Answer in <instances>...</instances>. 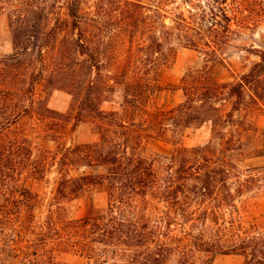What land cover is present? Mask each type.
Segmentation results:
<instances>
[{"label": "trees", "instance_id": "16d2710c", "mask_svg": "<svg viewBox=\"0 0 264 264\" xmlns=\"http://www.w3.org/2000/svg\"><path fill=\"white\" fill-rule=\"evenodd\" d=\"M119 2L120 15L105 21L116 33H98L82 0H0V16L8 14L13 31V58L38 61L57 81L78 76L77 123L90 121L98 135L95 142L69 144L63 131L50 133L58 148L36 157L32 139L13 127L37 108L44 121L52 111L44 99L28 102L4 91L0 63V264H69L64 253L82 258L79 264H168L175 255L178 264H213L218 254L264 264V215L248 218L249 200L264 195V166L242 169L237 162L264 156V48L244 47L256 57L248 71L233 72L228 81L214 75L232 43L255 35L264 3ZM179 46L204 53L206 65L174 84L164 75ZM39 75L45 79L43 70ZM34 85L21 89L23 98ZM164 90H181L182 101L157 105ZM4 93L12 96L5 114ZM115 93H121L119 108L104 109ZM205 126V141L183 145L188 129ZM150 138L172 141L176 150L145 157L139 150ZM54 166L61 176L39 223L43 199L22 176L42 178ZM94 166L107 171L71 174ZM90 186L106 193L108 206L65 218L66 201Z\"/></svg>", "mask_w": 264, "mask_h": 264}, {"label": "rangeland", "instance_id": "374dc122", "mask_svg": "<svg viewBox=\"0 0 264 264\" xmlns=\"http://www.w3.org/2000/svg\"><path fill=\"white\" fill-rule=\"evenodd\" d=\"M4 1H13L15 3L20 0ZM50 1L54 2L55 0ZM119 1L120 0H82V9L85 16L95 18L99 22V24L95 23L98 25V27L94 28L96 32L112 31L116 33L115 28L105 23V21L111 22L112 16L120 15V12L117 11V6L120 3ZM142 1L145 5L151 2V0ZM247 1L264 3V0ZM12 35L13 31L9 17L8 14L5 13L0 16V63L4 64V91L6 89H11L15 92H13L15 99L18 100L27 99V101L30 102L29 99L31 98L36 101L44 99L46 100L45 106L52 111V113H46L50 118L44 121V118L36 113V111L39 112V109H35V115L30 117V114H28L27 117H23L19 123L13 127V131L19 134L26 133L32 139L36 157L44 150L55 151L58 148V142L52 140V138L48 136L50 133L61 135L57 134V131H63V133H65L63 140L69 144L97 141L98 135L93 133L94 129L90 121H81L77 123L76 115L78 114L79 103L76 93L74 94L73 90L75 89L73 85H77L80 78H77L78 76L74 78V76L62 75V81H57L54 78H50L51 73L38 61L35 62L34 60V63L30 61L24 62L25 60L20 61L13 58L15 51ZM232 44L233 46L226 52L225 64H218L214 67V75L220 81H228L232 79L233 72L241 73L248 71L252 66L256 57L249 55L244 47L255 45L258 48H264V22L255 30L254 36L246 35ZM205 65L206 56L204 53L196 49L179 46L174 63L165 72V81L179 84L187 72L201 69ZM8 66L13 67L12 72L9 71ZM72 68L75 69L74 66ZM70 69L71 67H69L68 71L71 74ZM41 70L44 71L45 79L39 75ZM8 73H11V75H8ZM78 73H80V69ZM29 76L30 78H28ZM32 80L35 81L34 88L30 89L23 98L24 94L21 93V89L24 87L28 89ZM120 96L121 93L113 94V96H111L113 102H104L102 107L104 109H109L111 107L119 108L118 103L121 100ZM11 98L12 96H6L4 93V114L11 109L8 106ZM182 99L183 92L181 90H164L158 95L156 102L159 106H171L178 104ZM11 102L16 103V100ZM259 126L261 130L264 131V116L260 118ZM209 133L210 130L206 126L202 128H190L186 131L182 143L187 147L196 146L205 141L207 137H209ZM176 147L177 145L172 141L150 138L144 139L139 152L145 157L154 158L159 155H171L176 150ZM237 162L242 169L264 166V156L239 160ZM106 171L107 169L105 166L81 167L79 169H74L71 174H101ZM60 176L56 166L52 167L46 176L42 178L32 177L27 172L22 176L23 185L29 190L38 193L43 199V205L38 214L39 223H42L49 213L50 202L53 195L56 193ZM91 206L101 209H105L108 206L106 193L94 186L87 187L79 197L66 201L64 216L67 219L84 217L87 215ZM249 206L250 216L248 218L250 220L251 218L264 215V195L252 197L249 200ZM60 258L69 264L84 262L82 258L69 253L62 254ZM178 261L179 257L175 255L170 259L168 264H178ZM213 264H245V257L237 254H218L215 256Z\"/></svg>", "mask_w": 264, "mask_h": 264}]
</instances>
